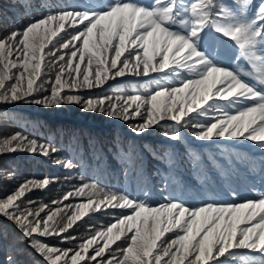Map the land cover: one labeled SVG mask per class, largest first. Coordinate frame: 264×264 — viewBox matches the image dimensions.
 <instances>
[{
    "label": "snow or ice",
    "instance_id": "6c2138e0",
    "mask_svg": "<svg viewBox=\"0 0 264 264\" xmlns=\"http://www.w3.org/2000/svg\"><path fill=\"white\" fill-rule=\"evenodd\" d=\"M25 7L31 8V3ZM41 8L47 10L37 8L22 27L13 26L0 36V117L16 119L14 109L22 105H78L83 112L122 121L137 138L152 130L176 145L169 144L162 155L144 145L168 166L167 171L154 169L162 197L155 201L150 187L101 186L80 174L65 176L69 189L45 203L28 193L46 189L60 177L20 180L17 172L0 170L12 183L0 194V248L5 252L0 264H211L216 245L227 246L230 240L237 246L241 225L257 218L261 222L244 231L239 246L264 250V96L251 103L237 101L240 106L234 104L228 111L207 100L189 103L180 95L186 88L176 92L158 88L148 95L94 94L88 90L131 74L127 53L136 43L130 41V30L111 24L119 9L106 8L97 0L55 11L45 2ZM144 55L150 58L151 52ZM185 131L202 142L203 154L186 142ZM179 145H184L209 199L186 203L183 196L190 189L172 186L179 183L175 176L182 158L176 150ZM59 151L21 131L0 139V154L43 156L69 172L79 166L77 160L57 155ZM120 157L129 165L140 161L143 176V158L134 144ZM257 179L262 189L258 198H244L242 189L255 188ZM81 197L83 202H72ZM90 212L111 217L112 222L88 225L92 231L87 235L73 234L77 221ZM258 230L259 240L252 243Z\"/></svg>",
    "mask_w": 264,
    "mask_h": 264
},
{
    "label": "trees",
    "instance_id": "16d2710c",
    "mask_svg": "<svg viewBox=\"0 0 264 264\" xmlns=\"http://www.w3.org/2000/svg\"><path fill=\"white\" fill-rule=\"evenodd\" d=\"M26 2L31 3V8L25 7ZM45 2L55 11L61 6L81 5L93 0H0V36L11 31L13 26L22 27L28 22V13L36 15L37 8L46 11L47 9L41 8ZM97 2L106 8L119 9L111 24L121 30H130V41L135 42L136 46H130L127 53L132 65L131 74L109 80L100 88L88 91L108 95L121 93L148 95L158 88L172 92L186 88L187 90L181 91L180 95L189 103L194 99L207 100L208 103L220 105L228 111H233V105L237 101L251 103L252 100L264 96V27L262 28L261 23L264 21V0H97ZM156 8L166 12L175 22V26L169 27L162 23L155 13ZM229 14L237 18L233 19ZM199 37L205 41L203 47L198 46ZM206 43L223 49L228 57L247 56L250 58V64L244 65L237 60L221 59L219 65L220 59L214 57V52L207 49ZM148 51L151 52L150 58L144 55ZM256 82L260 83L259 87L255 86ZM14 112L16 119L0 117V139L21 131L56 145L60 149L57 153L60 157L73 158L79 162V166L69 172L43 156L25 153L0 154V170L17 172L20 180L42 179L46 176L61 178L59 182L50 184L46 189L28 193L33 199L49 203L59 198L70 187L64 177L80 174L101 186L127 187L129 190L147 186L152 189L150 195L154 201L162 199L158 194L160 179L155 175L154 169L159 167L167 171L168 166L162 160L154 159L144 145H151L162 155L169 144L176 145L175 141H166L159 132L152 130H149L150 135L137 138L122 121L98 113L83 112L78 105H65L63 108L22 105L14 109ZM185 136L191 147L204 153L202 142L195 141L187 131ZM130 143L135 145V152L143 158V176L138 171L140 161L135 165H129L120 157L121 151L128 152ZM176 150L182 154V158L175 170L179 183L172 186L178 191L190 189L183 196L186 203L196 204L209 199L201 191L202 185L197 178V170L192 168L184 154V145L177 146ZM240 150L249 151L246 147ZM11 187L12 183L4 179L3 171H0V194L9 191ZM261 190L257 179L255 188L242 189V195L244 198L255 199ZM84 199L74 198L72 202H83ZM111 222V217L90 212L89 216L77 221L71 231L73 234L87 235L92 231L88 225L99 227ZM260 222L261 220L257 218L241 225L237 246L233 247L230 240L227 246L223 243L217 244L211 264H245V260L247 264H264V250L239 246L244 231L255 228ZM171 235L173 234H166ZM259 236L258 230L253 234L251 242L256 243ZM221 249H224L223 254ZM4 259L5 252L0 248V261Z\"/></svg>",
    "mask_w": 264,
    "mask_h": 264
},
{
    "label": "rangeland",
    "instance_id": "374dc122",
    "mask_svg": "<svg viewBox=\"0 0 264 264\" xmlns=\"http://www.w3.org/2000/svg\"><path fill=\"white\" fill-rule=\"evenodd\" d=\"M229 15H230V14H229ZM230 16H231L233 19H236V18H237L236 16H234V15H232V14H231Z\"/></svg>",
    "mask_w": 264,
    "mask_h": 264
},
{
    "label": "bare ground",
    "instance_id": "6f19581e",
    "mask_svg": "<svg viewBox=\"0 0 264 264\" xmlns=\"http://www.w3.org/2000/svg\"><path fill=\"white\" fill-rule=\"evenodd\" d=\"M158 87V86H157Z\"/></svg>",
    "mask_w": 264,
    "mask_h": 264
}]
</instances>
